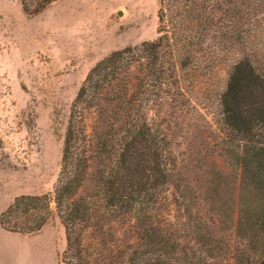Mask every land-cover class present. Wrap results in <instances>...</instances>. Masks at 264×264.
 <instances>
[{
	"label": "trees",
	"instance_id": "1",
	"mask_svg": "<svg viewBox=\"0 0 264 264\" xmlns=\"http://www.w3.org/2000/svg\"><path fill=\"white\" fill-rule=\"evenodd\" d=\"M158 3L157 38L112 51L80 86L53 195L18 196L0 225L34 233L54 202L64 264H264V0ZM228 61L217 146L188 167L168 121Z\"/></svg>",
	"mask_w": 264,
	"mask_h": 264
},
{
	"label": "rangeland",
	"instance_id": "2",
	"mask_svg": "<svg viewBox=\"0 0 264 264\" xmlns=\"http://www.w3.org/2000/svg\"><path fill=\"white\" fill-rule=\"evenodd\" d=\"M158 9V0H57L29 14L21 0H0V215L18 196L53 195L80 86L112 51L156 39ZM229 63L199 78L195 100L168 121L188 167L192 152L204 156L217 146L218 93ZM86 116L90 133L95 113ZM51 206L34 233L0 225V264H64L66 232Z\"/></svg>",
	"mask_w": 264,
	"mask_h": 264
},
{
	"label": "water",
	"instance_id": "3",
	"mask_svg": "<svg viewBox=\"0 0 264 264\" xmlns=\"http://www.w3.org/2000/svg\"><path fill=\"white\" fill-rule=\"evenodd\" d=\"M119 14L121 15L122 14V11H119Z\"/></svg>",
	"mask_w": 264,
	"mask_h": 264
}]
</instances>
